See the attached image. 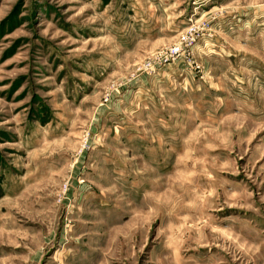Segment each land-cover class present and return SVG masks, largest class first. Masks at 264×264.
I'll list each match as a JSON object with an SVG mask.
<instances>
[{
    "label": "rangeland",
    "instance_id": "374dc122",
    "mask_svg": "<svg viewBox=\"0 0 264 264\" xmlns=\"http://www.w3.org/2000/svg\"><path fill=\"white\" fill-rule=\"evenodd\" d=\"M0 264H264V0H0Z\"/></svg>",
    "mask_w": 264,
    "mask_h": 264
}]
</instances>
